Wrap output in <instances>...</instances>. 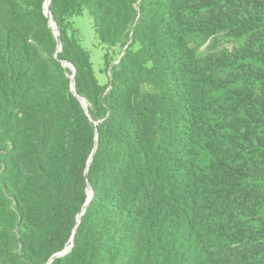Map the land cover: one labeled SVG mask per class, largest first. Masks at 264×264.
<instances>
[{
  "label": "trees",
  "instance_id": "obj_1",
  "mask_svg": "<svg viewBox=\"0 0 264 264\" xmlns=\"http://www.w3.org/2000/svg\"><path fill=\"white\" fill-rule=\"evenodd\" d=\"M0 264H264V0H0Z\"/></svg>",
  "mask_w": 264,
  "mask_h": 264
},
{
  "label": "rangeland",
  "instance_id": "obj_2",
  "mask_svg": "<svg viewBox=\"0 0 264 264\" xmlns=\"http://www.w3.org/2000/svg\"><path fill=\"white\" fill-rule=\"evenodd\" d=\"M76 34L81 39L83 46L90 52L94 71L102 84L109 81V72L104 70V52L106 49L96 34L93 20L88 13L74 18Z\"/></svg>",
  "mask_w": 264,
  "mask_h": 264
},
{
  "label": "water",
  "instance_id": "obj_3",
  "mask_svg": "<svg viewBox=\"0 0 264 264\" xmlns=\"http://www.w3.org/2000/svg\"><path fill=\"white\" fill-rule=\"evenodd\" d=\"M50 1V0H49ZM47 13L49 14L50 13V11H49V7L47 6ZM56 31L58 32V30L56 29ZM75 69V68H74ZM83 101H84V99H82ZM90 192L92 193V189L90 188ZM91 198V195L89 196V199ZM73 246V242L71 243V245H70V247L67 249V250H65L64 252H61V253H59V255L60 254H63V253H66L71 247Z\"/></svg>",
  "mask_w": 264,
  "mask_h": 264
},
{
  "label": "bare ground",
  "instance_id": "obj_4",
  "mask_svg": "<svg viewBox=\"0 0 264 264\" xmlns=\"http://www.w3.org/2000/svg\"><path fill=\"white\" fill-rule=\"evenodd\" d=\"M47 6H48V4H47ZM53 22V21H52ZM54 23V22H53Z\"/></svg>",
  "mask_w": 264,
  "mask_h": 264
}]
</instances>
